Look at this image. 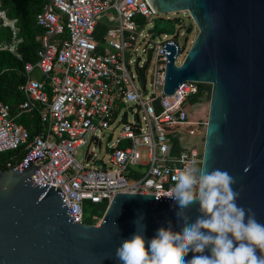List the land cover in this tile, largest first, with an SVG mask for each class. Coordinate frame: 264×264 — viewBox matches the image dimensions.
<instances>
[{"label":"built area","instance_id":"obj_1","mask_svg":"<svg viewBox=\"0 0 264 264\" xmlns=\"http://www.w3.org/2000/svg\"><path fill=\"white\" fill-rule=\"evenodd\" d=\"M100 14H104L105 30L99 42L93 31ZM156 14L162 15L146 0H45L34 15L35 23L43 29L36 59L22 63L24 79L18 88L24 98L17 103L18 112L37 110L39 130L29 136L15 120L16 114L10 113L9 104L0 101V153L11 152L0 169L19 165L41 150L32 161L40 165L29 177L34 183L59 186L76 222L97 224L99 220L97 213L88 221L84 219V199L105 207L117 191L168 194L178 169L193 159L201 162L206 117H194L188 111L191 104L206 98L189 101L200 81L185 79L171 93L162 90L165 56L161 45L177 40L172 36L179 34L178 25L171 37H158L150 46L147 42L139 45L143 56H131L144 35L142 26L146 21L151 25ZM0 24L10 30V40L0 43V49L20 58L16 20L1 7ZM178 45L175 64L185 52L184 45ZM148 47L151 51L145 69L149 61L152 64L148 81L144 69L143 93L137 67L144 64ZM119 101L125 105L118 107ZM127 105L131 110H125ZM135 105L139 106L136 119ZM124 112L131 117L121 122ZM104 128L111 129L106 161L110 165H93L86 151L82 160L76 159V147L92 137L99 140L93 133ZM140 149L145 150L144 158ZM17 150L23 154L14 161Z\"/></svg>","mask_w":264,"mask_h":264},{"label":"water","instance_id":"obj_2","mask_svg":"<svg viewBox=\"0 0 264 264\" xmlns=\"http://www.w3.org/2000/svg\"><path fill=\"white\" fill-rule=\"evenodd\" d=\"M146 2L156 13L187 11L168 17L156 14L148 28L151 36L160 30L171 34L176 25L183 29L179 40L161 45L165 56L162 90L171 93L185 79L210 84L201 166L220 168L235 177L234 188L240 191L237 203L264 223V0ZM193 25L197 31L175 64L178 43L185 44ZM150 51L148 47L144 64L137 67L143 93ZM124 105L119 101L118 107ZM138 108L135 105V119ZM126 118L124 112L120 121ZM101 132H107L104 150L108 152L111 129ZM41 153L0 169V264H121L115 250L136 231L134 221L141 214L146 241L169 221L174 231L180 230L175 202L159 193L114 192L97 224L76 222L59 186L34 183L29 177L40 165L32 161ZM91 163L110 165L97 157ZM197 208L193 205L189 210L193 220L199 214Z\"/></svg>","mask_w":264,"mask_h":264},{"label":"clouds","instance_id":"obj_3","mask_svg":"<svg viewBox=\"0 0 264 264\" xmlns=\"http://www.w3.org/2000/svg\"><path fill=\"white\" fill-rule=\"evenodd\" d=\"M172 180L165 197L177 206L180 230L169 221L146 241L141 214L136 231L115 250L121 264H264V223L237 203L235 177L220 168L206 170L193 159ZM193 205L199 213L194 220L188 214ZM189 253L192 258L186 259Z\"/></svg>","mask_w":264,"mask_h":264},{"label":"trees","instance_id":"obj_4","mask_svg":"<svg viewBox=\"0 0 264 264\" xmlns=\"http://www.w3.org/2000/svg\"><path fill=\"white\" fill-rule=\"evenodd\" d=\"M44 2L45 0H0V7L5 10L6 15L15 18L18 34L21 36V40L17 44V49L21 54L20 58L7 49H0V101H5L9 104L10 113L16 114L15 120L27 129L29 136L39 130L40 121L35 108L18 112L17 103L24 98V94L18 88V84L24 79L23 61L34 62L36 59V49L39 47L38 37L43 29L35 23L34 15ZM104 30L105 24L98 21L93 33L99 42L103 40ZM9 38L8 27L0 24V43H7ZM198 85L197 92L189 97L190 102L199 100L202 97H209L210 84L208 82H199ZM156 108L158 107L156 106ZM176 149L174 147L173 151H176ZM10 154V151H2L0 153V167H3V160ZM22 154V150H17L16 157L14 156L13 160L17 161ZM93 207L97 211V215L100 216L104 209V203H96ZM84 219L88 221V217H85V215Z\"/></svg>","mask_w":264,"mask_h":264},{"label":"rangeland","instance_id":"obj_5","mask_svg":"<svg viewBox=\"0 0 264 264\" xmlns=\"http://www.w3.org/2000/svg\"><path fill=\"white\" fill-rule=\"evenodd\" d=\"M110 13L112 14L113 11L111 10ZM176 14L186 15L187 11L186 10H183V11L178 10L175 12H164V13H162V15H165V16H173ZM99 17L104 19V14H100ZM141 25H142V23H139L138 27H140ZM149 26H150V24L148 23V21H146V23L142 26V28H143L142 34H144V35L142 37H140V40H138V42H137L138 46L136 47V50L133 51L131 56H135L136 54H140V53H141V56H143V53L141 52V49L139 46L143 42H147L148 43L147 46H150V44L153 42V40H156L158 37H162V38L171 37L169 34H166L162 30H160L158 32V35L151 36V31L147 30L149 28ZM178 31H179V34H181L183 29L181 27H179ZM196 31H197V28L193 25L192 29L189 31V33L186 36V41H185V44L183 46V51H185L187 49V47L189 46L190 41L194 37ZM179 34L173 35L172 37L179 40ZM179 58H182V54L179 56ZM151 64H152V62L149 61L147 63L146 69H145V77H146L147 81L149 80ZM32 73H34V71H32ZM147 86H148V84H147ZM129 103H132V102H129ZM207 105H208V99L207 98L200 100L196 105H195V103H193L188 107L189 114H191L194 117L199 116V115L206 117ZM127 116H128V118H130L131 114L128 113ZM117 117H118V114L116 115V118ZM111 126H112V124L110 125V127ZM106 133L107 132H101L100 130H95L93 135L99 138V142H97V140L94 139L93 137L89 138V142L86 143V141H85L76 147V150L73 153L74 157L78 160H82L83 153H84V151H86L87 153H90V160L93 157H97V158H100L103 162H106L108 160V152H106L104 150ZM85 138H86V140H88V135H86ZM194 138L201 139V137L196 136V135L194 136ZM140 152H141V157L144 158L145 157V150L140 149ZM90 160H88L89 163H90ZM95 204L96 203L91 202L88 199L83 200L84 215H85V217H88V219L90 218V215L92 213H97V211L93 207V205H95Z\"/></svg>","mask_w":264,"mask_h":264},{"label":"crops","instance_id":"obj_6","mask_svg":"<svg viewBox=\"0 0 264 264\" xmlns=\"http://www.w3.org/2000/svg\"><path fill=\"white\" fill-rule=\"evenodd\" d=\"M102 20H104V19H102V18L99 17V21L102 22V23H104L105 20H104V21H102ZM8 29H9V28H8ZM9 32H10V30H9ZM17 34H18V33H17ZM18 35H19V34H18ZM19 36H20V35H19ZM20 38H21V36H20ZM9 40H10V38H9ZM9 40H8V41H9ZM20 40H21V39H20ZM19 42H20V41H19ZM19 42H18V43H19ZM18 43H17V44H18ZM17 44H16V46H17ZM17 50H18V49H17ZM18 52H19V51H18ZM19 53H20V52H19ZM20 55H21V54H20ZM33 75H34V76H38V72H34ZM100 131H102V130H100Z\"/></svg>","mask_w":264,"mask_h":264}]
</instances>
